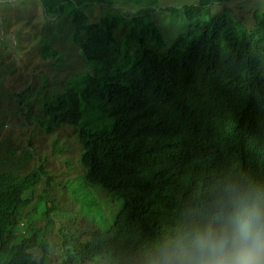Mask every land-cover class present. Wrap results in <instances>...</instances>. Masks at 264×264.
I'll use <instances>...</instances> for the list:
<instances>
[{
    "label": "trees",
    "instance_id": "16d2710c",
    "mask_svg": "<svg viewBox=\"0 0 264 264\" xmlns=\"http://www.w3.org/2000/svg\"><path fill=\"white\" fill-rule=\"evenodd\" d=\"M36 1L46 21L69 17L71 41L90 65L80 95L74 87L51 91L43 80L37 123L47 133L78 126L81 101L99 106L111 123L77 128L82 171L74 180L122 200L110 217L96 209L106 227L92 224L60 241V264H145L154 243L205 213L219 189L264 186V10L247 23L210 8L223 0H122L134 13L113 0ZM94 6L102 14L91 19ZM38 54L60 58L46 41ZM13 70L0 74V101L10 94L17 113L25 91L13 83ZM44 174L41 165L21 175L0 171V264H46L30 251L46 250L45 231L15 233L25 196Z\"/></svg>",
    "mask_w": 264,
    "mask_h": 264
},
{
    "label": "rangeland",
    "instance_id": "374dc122",
    "mask_svg": "<svg viewBox=\"0 0 264 264\" xmlns=\"http://www.w3.org/2000/svg\"><path fill=\"white\" fill-rule=\"evenodd\" d=\"M193 2L196 0H159V5ZM112 4L122 12L137 10L122 0H113ZM210 8L214 12L228 10L235 18L242 17L248 23L257 11L264 10V0H223L214 2ZM92 9L91 19L102 14L101 8ZM71 33L68 16L61 14L46 21L36 0H0V74L14 66L12 81H17L25 91L23 108L17 113L10 112L14 107L10 94L0 101V171L11 170L21 175L40 165L46 171L25 196L29 201L22 209L15 230L16 235L27 234L32 226L45 231L46 250L34 247L30 251L35 259H44L46 264L61 263L60 241L68 244L73 239L70 235L86 234L93 225L107 226L108 221L96 209L101 208L105 216L110 217L119 211L122 203L118 196L98 185L83 189L81 180H74L82 171L78 161L77 128L86 126L97 131L111 123L99 106L81 101L78 126L62 125L47 133L37 123L42 115L43 80L46 87L55 92L62 87H74L80 95L85 88L84 77L90 65L82 60L71 41ZM41 41L52 45L60 58L42 59L38 54ZM43 201L48 203L47 215L40 214V209L45 207ZM84 205L88 206L84 208L88 218L81 212Z\"/></svg>",
    "mask_w": 264,
    "mask_h": 264
},
{
    "label": "clouds",
    "instance_id": "9594fccd",
    "mask_svg": "<svg viewBox=\"0 0 264 264\" xmlns=\"http://www.w3.org/2000/svg\"><path fill=\"white\" fill-rule=\"evenodd\" d=\"M145 264H264V186L219 189L205 213L154 243Z\"/></svg>",
    "mask_w": 264,
    "mask_h": 264
}]
</instances>
